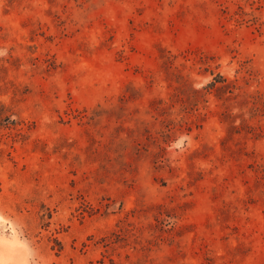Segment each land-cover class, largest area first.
<instances>
[{
	"label": "rangeland",
	"instance_id": "rangeland-1",
	"mask_svg": "<svg viewBox=\"0 0 264 264\" xmlns=\"http://www.w3.org/2000/svg\"><path fill=\"white\" fill-rule=\"evenodd\" d=\"M9 263L264 264V0H0Z\"/></svg>",
	"mask_w": 264,
	"mask_h": 264
},
{
	"label": "trees",
	"instance_id": "trees-1",
	"mask_svg": "<svg viewBox=\"0 0 264 264\" xmlns=\"http://www.w3.org/2000/svg\"><path fill=\"white\" fill-rule=\"evenodd\" d=\"M207 91H214V95L220 101V106L223 107L221 110L222 119L226 121L228 126V137L231 136L233 132L239 131V129H245L246 132L251 130L248 128L249 125L246 122V118L242 117L240 123H236V118L240 117L241 114H236L229 107V99L234 97L235 81L228 78L220 73L216 74L212 80H210L205 86H203ZM201 89L194 88L195 92H199ZM255 135L259 133L254 132Z\"/></svg>",
	"mask_w": 264,
	"mask_h": 264
},
{
	"label": "bare ground",
	"instance_id": "bare-ground-1",
	"mask_svg": "<svg viewBox=\"0 0 264 264\" xmlns=\"http://www.w3.org/2000/svg\"><path fill=\"white\" fill-rule=\"evenodd\" d=\"M10 261V260H9ZM7 263H8V261H7ZM12 263V262H11ZM10 264V263H9Z\"/></svg>",
	"mask_w": 264,
	"mask_h": 264
}]
</instances>
